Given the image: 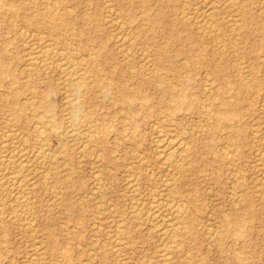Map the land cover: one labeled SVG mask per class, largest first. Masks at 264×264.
Returning a JSON list of instances; mask_svg holds the SVG:
<instances>
[{"label": "rangeland", "instance_id": "obj_1", "mask_svg": "<svg viewBox=\"0 0 264 264\" xmlns=\"http://www.w3.org/2000/svg\"><path fill=\"white\" fill-rule=\"evenodd\" d=\"M0 9V65L7 71L0 94L24 106L18 111L23 118L36 111L54 153L50 165L30 161L37 149L32 119L21 128L11 106L0 105V143L10 149L0 156L22 149L16 159L29 163L25 176L32 203L29 219L11 196L0 195V264H264V0H0ZM50 12L65 17V28L58 26L53 36L36 37L35 27L21 25L37 14L45 22L40 28L47 29ZM47 45V71L28 67L26 52L36 54ZM175 54L182 85L158 66L159 57L167 63ZM159 75L171 89H184L187 99L168 101ZM73 80L81 88L74 94ZM121 84L138 89L134 113L115 95ZM64 93L80 105L78 125L69 120L71 100ZM219 109L228 119L213 131ZM70 122L78 127L73 139L65 130ZM161 131L185 138L188 158L181 166L187 165L178 174L179 162L165 165L157 156L154 136ZM17 160L0 170L16 171ZM161 202L179 205L182 212L172 245L169 220L177 223ZM28 219L35 228L24 226ZM173 245L172 261L163 262V250Z\"/></svg>", "mask_w": 264, "mask_h": 264}, {"label": "bare ground", "instance_id": "obj_2", "mask_svg": "<svg viewBox=\"0 0 264 264\" xmlns=\"http://www.w3.org/2000/svg\"><path fill=\"white\" fill-rule=\"evenodd\" d=\"M213 2V1H212ZM225 2V1H224ZM227 2V1H226ZM104 3H105V1H104ZM108 3H109V1H108ZM200 3H201V1H200ZM210 3V2H209ZM42 4V3H41ZM110 8V7H109ZM112 8V7H111ZM106 9V8H105ZM204 9V8H203ZM215 9V8H214ZM232 9V8H231ZM236 9V8H235ZM235 9H234V11H235ZM20 10H24V7L23 6H19L18 7V11H20ZM205 10H206V8H205ZM209 11H210V9H208ZM115 11V10H114ZM117 11V10H116ZM183 11V10H182ZM200 11H202V9H200ZM204 12V11H203ZM206 12V11H205ZM204 12V13H205ZM4 12L3 11H1V9H0V18H3V16H4V14H3ZM197 13V12H196ZM206 14V13H205ZM207 14H209V12L207 13ZM206 14V15H207ZM184 15V14H183ZM201 15V14H200ZM40 16L41 15H28V16H26L24 19H23V21H22V23H21V25L22 26H25L24 28H27V27H30V28H32V27H35L34 29L36 30L35 32H32V34L34 33V35L36 36V35H41V36H43V35H45V32H47L46 34L48 35V36H53L55 33H56V30H57V28H58V26H60V27H64L65 28V25H64V19H65V17L63 16V15H58V14H56V13H52V12H50V13H48L47 14V16H45V20L47 21V24L45 25L46 27H47V29H41L40 27H42L44 24H45V22H44V20L43 19H41L40 18ZM190 16V15H189ZM213 16V15H212ZM186 17V16H185ZM195 17V16H194ZM216 17V16H215ZM221 17V16H220ZM105 18V17H104ZM118 18V17H117ZM183 18V17H182ZM205 18V17H204ZM227 18H228V16H227ZM115 19V18H114ZM113 19V20H114ZM211 19V18H210ZM224 19V18H223ZM233 19V18H232ZM53 21H56L57 22V25L56 24H54L53 23ZM111 21H112V19H111ZM115 22H116V20H115ZM119 22H120V20H119ZM203 22V21H202ZM43 23V24H42ZM234 23H236V21L234 22ZM37 24H41V26H37ZM121 24V23H120ZM119 24V25H120ZM206 24V23H205ZM210 25V24H209ZM211 26H213L212 24H211ZM45 27V28H46ZM119 27V26H118ZM230 27H232V26H230ZM23 29V28H22ZM47 30V31H46ZM233 30V29H232ZM20 31V30H19ZM217 30H215V32H216ZM236 31V30H235ZM28 32V31H27ZM212 32V31H211ZM36 33V34H35ZM30 34V33H29ZM118 34V33H117ZM47 35H45V36H47ZM236 35V34H235ZM31 36V35H30ZM40 36V37H41ZM123 37H125V36H127V34H125V35H122ZM237 36V35H236ZM37 37V36H36ZM26 39V38H25ZM123 39V38H122ZM131 39V38H130ZM38 40H39V38H38ZM41 40V39H40ZM175 40H177V41H181V39H180V37H177V39H175ZM47 42V41H46ZM129 42V41H128ZM132 42V41H131ZM24 44V43H23ZM45 45V44H44ZM46 48L45 49H41V51H39L38 53H36V54H33V53H28V51L26 52L27 54H26V59H25V61H26V63H27V66L29 67H39L40 69L41 68H45V72L47 71L46 70V68H47V66H49L48 64H47V58H48V54H49V50H48V45L47 46H45ZM121 47V46H120ZM39 48V47H38ZM118 49V48H117ZM126 49H127V51L129 50L127 47H126ZM61 50V49H60ZM26 51V50H25ZM24 51V52H25ZM126 51V52H127ZM123 53V52H122ZM128 53V52H127ZM143 53V52H142ZM124 54V53H123ZM92 55V54H91ZM81 56H82V54H81ZM88 56H90V55H88ZM87 56V57H88ZM140 56V55H139ZM22 57H25V56H22ZM130 57V56H129ZM147 57V56H146ZM55 58V57H54ZM81 58V61H82V57H80ZM83 58H85V57H83ZM128 58V57H127ZM160 58L161 57H159V61H158V66L161 68V69H163V70H165V71H167V72H169V71H171V74L173 75V78L174 79H176L179 83H178V85H182L183 84V78H182V72H181V66L180 65H175L174 64V62L176 61V62H178V54L176 55H173V58H171L167 63L166 62H162L161 60H160ZM189 58H191V56L189 55ZM70 59V58H69ZM72 59H74V58H72ZM79 59V58H78ZM125 59V58H124ZM125 60H127V59H125ZM61 61V60H60ZM59 61V62H60ZM62 61H64V59L62 58ZM84 61V60H83ZM180 61V60H179ZM54 62V61H53ZM56 62V61H55ZM149 62V61H148ZM66 63V62H65ZM264 64V63H263ZM38 65V66H37ZM68 65V64H67ZM130 65H132V62H131V64ZM146 65V64H145ZM23 66V65H22ZM57 66V65H56ZM65 65H59V67H60V69L62 68V71H64V72H66L65 73V75H68L70 72H68L67 71V68L66 67H64ZM128 66V65H127ZM21 67V66H20ZM73 67V66H72ZM49 68V67H48ZM70 68V67H69ZM87 68V67H86ZM35 69V68H34ZM129 69V68H128ZM37 69H35V71H36ZM53 70V69H52ZM69 70V69H68ZM79 71V70H78ZM131 71V70H130ZM7 71H6V69L4 68V67H2L1 65H0V83L1 82H3V75L6 73ZM81 71H79V73H80ZM68 73V74H67ZM74 73H75V71H74ZM77 73V72H76ZM50 74V73H49ZM71 75V74H70ZM69 75V76H70ZM72 75H73V73H72ZM75 75V74H74ZM82 76V75H81ZM145 76V75H144ZM88 77V76H87ZM71 78V77H70ZM78 78V77H77ZM82 78V77H81ZM62 79H64V78H62ZM72 79V78H71ZM78 79H80V77L78 78ZM78 79H76V81L78 80ZM111 80H114L115 78H114V76H111V78H110ZM46 80V79H45ZM65 80V79H64ZM83 80V79H82ZM76 81H72V82H70V83H72V88L70 89L71 91H73V94L75 93V91L76 92H78L79 90H81V88H80V86H79V83L78 82H76ZM98 81V80H97ZM65 83H66V81H65ZM157 83L161 86V88H162V92H163V94H164V96H166L167 98H168V101H171V102H173V103H175V104H181V103H183L186 99H187V95H185V93H184V89H181V90H175V89H171L169 86H167V85H165V83H164V78L162 77V76H160L159 75V77H157ZM70 84H68L67 85V87L69 86ZM111 85L113 86L114 85V82L113 81H111ZM109 86V85H108ZM65 87V86H64ZM66 87V88H67ZM204 87H205V85H204ZM203 87V88H204ZM106 88V87H105ZM17 89V88H16ZM110 89V88H109ZM205 89V88H204ZM39 90H41V89H39ZM64 92L66 91V90H63ZM82 91H85V90H82ZM70 92V91H69ZM68 92V93H69ZM68 93H64L63 95H64V97L67 99L68 97H69V99H70V96H66ZM72 94V95H73ZM69 95V94H68ZM71 95V94H70ZM71 95V96H72ZM115 95H116V97H117V99L121 102V104L126 108V110L127 111H129V112H132V113H134V111L135 110H133V109H131V107L133 106V104H136V102L138 101V89L137 88H134V90H131V91H128L127 90V88H126V85H124V84H121V85H119L118 87H117V90H116V93H115ZM76 98H77V93H76V97H75V100H76ZM81 98V97H80ZM0 99L2 100V101H0V105L1 106H11V108H12V110H14V112H12V114H13V117H14V122L19 126V127H21V128H24L25 127V125H26V120H31L32 119V123H34V125H32V128H31V131H32V133H33V135H34V137H35V140H36V146H37V149L35 150V152L33 153V155H32V160L30 159V161H42V163H44L45 165H50L51 164V161H52V155L54 154H52V155H50V153H49V147H48V142H47V136L49 137V135L47 134V129H46V127H45V124L43 123V121L41 120V118H40V116H38V114L36 113V111L34 110V109H30L29 110V114H30V116L29 115H25L24 114V118L20 115V114H18V111H24L25 110V108H24V106H20V104L18 103V102H16L15 101V97H13V96H10V95H8V94H3V93H1L0 94ZM66 99H64V101H66ZM71 100V99H70ZM65 103V102H64ZM82 103V102H81ZM144 103L146 104V102L144 101ZM8 104V105H7ZM141 104H143V101H142V103ZM29 105V104H28ZM67 106H68V111H69V114H70V121L71 122H75V119L78 117V116H80L79 114H80V111H81V108H80V105L78 104V103H76V102H74V101H68V103L66 104ZM65 104H64V107L66 106ZM135 106V105H134ZM62 107H63V104H62ZM63 107V108H64ZM67 111V112H68ZM65 113V112H64ZM173 113L175 114V111H173ZM31 117V118H30ZM65 117V119L67 120L68 118H66V116H64ZM214 118V123L211 125V130H213V131H216V130H219L221 127V123L224 121V120H226V119H228V117L227 116H225L224 115V112H222L221 111V109H219V111H218V113L215 115V117H213ZM34 119H35V121H34ZM162 119V118H161ZM5 121V120H4ZM34 121V122H33ZM68 122V121H67ZM71 122H70V126H68V124H67V126H68V128L67 129H65V130H67L66 131V133H67V135H68V137L69 138H75L77 135H78V127L76 126V124L75 125H71ZM79 122V121H78ZM31 123V124H32ZM75 123H77V122H75ZM65 123H64V125H66ZM77 125H78V123H77ZM154 126H155V124H154ZM249 126V125H248ZM157 127V126H156ZM49 128V127H48ZM12 129V128H11ZM159 129V128H158ZM81 130V129H80ZM83 130V129H82ZM160 130H162L161 128H160ZM17 130H15V132H16ZM84 131V130H83ZM156 131V130H155ZM171 131V130H170ZM4 132H5V129H4ZM7 132V131H6ZM11 132H12V130H11ZM65 133V132H64ZM85 133V132H84ZM95 133V132H94ZM170 133H172V134H169V133H163L162 131L161 132H157L156 133V136H154L155 137V141H154V144H155V149H156V153H157V156L162 160V162H164V164L165 165H167V164H171V165H173L174 163H175V161H177V162H179L180 164H179V166H178V170H177V174H178V171H179V168L181 167V169L183 170V167H184V165L186 166L187 164H184L183 166H181L182 165V163L184 162L185 163V161L187 160V158H188V155H187V153H186V151H187V145H186V142H185V138H183L180 134H177V133H175V132H170ZM196 133V132H195ZM6 134H8V132L6 133ZM11 134V133H10ZM59 134V133H58ZM254 134V133H253ZM12 135V134H11ZM96 135V134H95ZM124 135V134H123ZM154 135V134H153ZM50 136H51V134H50ZM66 136V135H65ZM64 136V137H65ZM84 136V135H83ZM0 137H2V136H0ZM24 137V136H23ZM86 137V136H85ZM124 137V136H123ZM2 138H4V137H2ZM55 138V137H54ZM69 138H67V139H69ZM14 139V138H13ZM23 139V138H22ZM5 140V139H4ZM11 140V139H10ZM16 140V139H15ZM15 140H12L13 142L15 141ZM33 140V139H32ZM54 140V139H53ZM60 140V139H59ZM59 140H58V143H59ZM63 140V139H62ZM50 141H51V138H50ZM73 142H74V140H72ZM84 141V140H83ZM63 141H61L60 143H59V145L61 146V144H62V146H63V143H62ZM85 142V141H84ZM83 142V143H84ZM9 143V142H8ZM50 144V143H49ZM53 144H54V142H53ZM74 144V143H73ZM224 144V143H223ZM17 145V144H16ZM15 144H14V150H15V146H16ZM52 145V144H51ZM31 146V145H30ZM52 146H54V145H52ZM59 146V147H60ZM82 146V145H81ZM18 147L20 148V147H22V146H19L18 145ZM32 147V146H31ZM56 147H58L57 146V144H56ZM56 147H55V149H56ZM80 147V146H79ZM83 147V146H82ZM6 148V150L8 151V150H10V149H8V145H6L5 144V142H2V143H0V152L3 150V149H5ZM53 148V147H52ZM51 148V149H52ZM81 148V147H80ZM17 149V148H16ZM25 149V148H24ZM54 149V148H53ZM60 149V148H59ZM82 149V148H81ZM21 150L22 149H19L18 151H11V152H14V153H11V152H9V153H11L10 154V156H6L7 158L6 159H4V158H2L1 156H0V167H3V165H5L4 167L6 168V166H8V165H12L13 163H14V160H17L16 159V157H19V158H21L22 157V154H21ZM61 150V149H60ZM52 151V150H51ZM54 151V150H53ZM77 151H81L82 152V150H77ZM15 152L16 153H18L17 155L15 154ZM264 152V151H263ZM9 153H8V155H9ZM31 153V152H30ZM56 153V152H55ZM99 152H97V154H98ZM1 154V153H0ZM5 154H6V152H5ZM57 154V153H56ZM55 154V155H56ZM60 154V153H59ZM58 154V155H59ZM96 154V156L98 157V155ZM75 155H77V154H75ZM264 155V153H262V156ZM79 156H80V154H79ZM92 156V155H91ZM154 156H156V155H154ZM226 156H227V153H226ZM261 156V155H260ZM261 156V157H262ZM90 157V156H89ZM102 157V156H101ZM255 157H257V156H255ZM94 159H95V157H94ZM259 159V158H258ZM18 161V165H17V170L15 171V170H13V172H9V173H6V174H4V171L2 172V170H0V195L2 194V195H7L8 197L9 196H11L12 197V202L13 203H15V206L16 207H18V208H20L21 209V212L22 213H24V215H26V213L29 211V209H30V207L32 206V203H31V199H30V197H29V188H28V186L30 185V182L27 180V176H25V174H26V171L29 169H27V167H28V165L27 164H29L28 162H20L19 160H17ZM24 161V160H23ZM259 161V160H258ZM36 162V163H37ZM161 162V161H160ZM35 163V162H34ZM33 163V164H34ZM65 163V162H64ZM254 163V162H253ZM263 163H264V161H263ZM17 164V163H16ZM43 164V165H44ZM57 164H58V161H57ZM158 164V163H157ZM176 164V163H175ZM178 164V163H177ZM40 165H42V164H40ZM64 165V164H63ZM55 166V165H54ZM54 166H52V167H54ZM57 166V165H56ZM168 166H170V165H168ZM167 166V167H168ZM176 166V165H175ZM30 167V166H29ZM40 167V166H39ZM264 167V166H263ZM4 168V169H5ZM3 169V170H4ZM8 169V168H7ZM13 169V168H12ZM34 169H38V168H34ZM42 169V168H41ZM44 170H45V167L43 168ZM6 170V169H5ZM9 170V169H8ZM44 170H42V173H44L43 171ZM47 170V169H46ZM167 170H168V168H167ZM166 170V171H167ZM172 170H174L175 171V168L174 169H172ZM259 170V169H258ZM10 171H11V169H10ZM15 171V172H14ZM50 171V170H49ZM52 171V170H51ZM50 171V172H51ZM55 170H53L52 171V173L54 172ZM47 171H45V173H46ZM64 172V171H63ZM163 172V171H162ZM168 172V171H167ZM42 173L40 174V176L42 175ZM57 173V172H56ZM158 173V172H157ZM160 173V172H159ZM164 173H166V172H164ZM182 173H183V171H182ZM181 173V174H182ZM47 174V173H46ZM168 174V173H167ZM170 174V173H169ZM44 175V174H43ZM42 175V176H43ZM54 175V174H53ZM131 175V174H130ZM45 176V175H44ZM135 176H137V174L135 175ZM174 176H175V174H174ZM173 176V177H174ZM177 176V175H176ZM263 176H264V174H263ZM50 178H52V175H51V177ZM50 178L49 177H47V179H49L50 180ZM172 178V177H171ZM43 179V178H42ZM41 179V180H42ZM100 179V178H99ZM99 179H98V181H99ZM128 179H130L129 177H128ZM163 178L161 177V180H162ZM165 179V178H164ZM44 180V179H43ZM57 180V179H56ZM102 180V179H101ZM167 180V179H166ZM177 180V179H176ZM31 181H32V179H31ZM132 181V180H131ZM171 181H172V179H171ZM174 181V183L176 182L175 180H173ZM46 182V181H45ZM57 182V181H56ZM133 182V181H132ZM166 182V181H165ZM165 182H163V183H165ZM167 182H169L170 183V181H167ZM166 182V183H167ZM34 183V182H33ZM58 183V182H57ZM44 184V183H43ZM97 184H99V183H97ZM129 184V183H128ZM130 184H132L131 182H130ZM32 186V189L34 188L33 187V185H35V184H31ZM37 186V185H36ZM39 186H41V185H39ZM44 186H47V185H43L42 187H44ZM100 187H102L103 186V184H101V185H99ZM135 186H136V184H135ZM139 186V185H138ZM174 186V185H173ZM173 186L171 185L168 189H170L171 187L173 188ZM30 187V188H31ZM98 187V186H97ZM99 187V188H100ZM54 188V187H53ZM60 188V187H59ZM58 188V189H59ZM133 188V187H132ZM135 188V187H134ZM172 188L168 191L169 192V198H171V199H174L173 197H171L173 194L171 193V192H173L174 193V189H173V191H172ZM44 189V188H43ZM61 189V188H60ZM59 189V191L61 192V190ZM63 189V188H62ZM155 189V188H154ZM167 188H165V190H168ZM176 189V188H175ZM51 190V189H50ZM103 190V189H102ZM31 191V190H30ZM97 191V190H96ZM136 191V190H135ZM152 191V190H151ZM150 191V193H152ZM162 191V190H161ZM160 191V194L161 193H163V192H161ZM45 192V191H44ZM95 192V191H94ZM101 192V191H100ZM167 192V193H168ZM38 193V192H37ZM36 193V194H37ZM135 193V192H134ZM97 194H98V192H97ZM101 194H103L102 192H101ZM164 194H165V192H164ZM172 194V195H171ZM175 194V193H174ZM177 194V193H176ZM261 194V193H260ZM58 195V194H57ZM65 195V194H64ZM106 195V194H105ZM104 195V196H105ZM238 195V194H237ZM35 196V195H34ZM58 196H60V195H58ZM101 196V195H100ZM103 196V195H102ZM235 196V195H234ZM2 196H0V198H1ZM99 197V196H98ZM98 197H96V199L98 198ZM106 197V196H105ZM134 197H137L136 195L134 196ZM153 197V196H152ZM166 197V196H165ZM10 198V197H9ZM153 198H155V196L153 197ZM164 198V197H163ZM169 198H167V199H169ZM3 199H5L4 197H3ZM3 199H2V201H3ZM53 199V198H52ZM156 199V198H155ZM56 200V199H55ZM130 200H132L131 198H130ZM238 200V199H237ZM96 201V200H95ZM108 201V200H107ZM160 201H162L161 199H160ZM170 201H172V200H170ZM232 201V200H231ZM9 202H11L10 201V199H9ZM143 202V201H142ZM158 202V201H157ZM168 202V201H167ZM176 202V201H175ZM62 203V202H61ZM95 203V202H94ZM133 203V202H132ZM136 203V202H135ZM149 203V205H150V202H148ZM161 203H163L164 204V202H161ZM182 203V202H181ZM34 204V203H33ZM142 204V203H141ZM151 204L153 205V202H151ZM166 204V203H165ZM164 204V205H165ZM177 204V203H176ZM183 204V203H182ZM2 205V204H1ZM97 205V204H96ZM155 205V204H154ZM3 206V205H2ZM166 206V205H165ZM168 206V209L167 210H169V211H171V213H172V215L174 216V221H176V223L177 224H175L174 222L173 223H170L171 221L169 220V219H167V220H169V224H170V227H171V230H170V234H169V240H170V242L168 241V243H170L171 245L172 244H175L176 243V240L174 241V239L173 238H176L177 237V230H178V227L176 228L175 227V225H178V219H179V222H181V224H183V222H182V219H183V216H182V212H181V210L179 209V205L177 206V205H173L172 203H170L169 205H167ZM166 206V207H167ZM1 208V207H0ZM13 208V207H12ZM133 208V207H132ZM163 208V207H162ZM136 209V208H135ZM158 209V208H157ZM156 209V210H157ZM166 209V208H165ZM237 209V208H236ZM133 210V209H132ZM155 210V212H154V214H153V220H155V221H157L158 220V218H159V212L158 211H156ZM9 211V210H8ZM102 211V210H101ZM147 211V210H146ZM149 211V210H148ZM147 211V212H148ZM153 211V210H152ZM151 211V212H152ZM166 211V210H165ZM30 212V211H29ZM28 212V213H29ZM31 212H32V209H31ZM42 212V211H41ZM47 212V211H46ZM134 212H137V213H139L138 211H135L134 210ZM134 212H132V214L134 213ZM164 212V211H163ZM1 213V212H0ZM13 213H15V211L13 212ZM19 213V212H18ZM17 213V214H18ZM27 213V214H28ZM35 213V212H34ZM146 213V212H145ZM165 213V212H164ZM3 214V213H2ZM16 214V215H17ZM136 214V213H135ZM14 215V214H13ZM12 215V216H13ZM33 215V214H32ZM31 215V216H32ZM151 216H152V214H151ZM161 216V215H160ZM10 217V216H9ZM14 217V216H13ZM18 217H20L19 215H18ZM23 217H28L27 215L26 216H23ZM30 217V216H29ZM28 217V218H29ZM139 217H141V216H139ZM7 218H8V216H7ZM17 218V217H16ZM25 218V219H26ZM33 218V216L31 217V220H33L32 219ZM118 218V217H117ZM144 218V217H143ZM152 217H150V219H151ZM164 218V217H163ZM163 218L161 217V220L159 221V224H160V222L163 220ZM166 218V217H165ZM11 219V218H10ZM13 219H15V218H13ZM13 219H11L12 221H13ZM30 219V218H29ZM28 219V221H24L25 223H24V226H26V227H30V226H32V228H35L34 227V225H31V223L32 222H29L30 220ZM103 219H105V218H103ZM139 219V218H138ZM137 219V220H138ZM21 220V219H20ZM234 222H236L237 224H241V222L240 221H238V220H235V219H232ZM2 220L0 219V222H1ZM18 221V220H17ZM122 221V220H121ZM155 221H153V222H155ZM20 222V221H19ZM150 222V221H149ZM166 222V221H165ZM2 223V222H1ZM151 223V222H150ZM167 223H168V221H167ZM228 222H226V224H227ZM20 224V223H19ZM117 224V223H116ZM154 224V223H153ZM24 226H22L23 227V230H24ZM99 226V225H98ZM139 226V225H138ZM153 226V225H152ZM154 226H155V224H154ZM184 226V225H183ZM156 227H158V226H156ZM160 227V226H159ZM165 228V227H164ZM162 229L163 230V232H162V234L160 233V231H158V233L159 234H161V235H163V236H165V237H167V228L166 229ZM183 228V227H182ZM20 229V228H19ZM31 229V228H30ZM150 229V228H149ZM153 228L151 227V230H152ZM170 229V228H169ZM184 229H185V227H184ZM165 230V231H164ZM147 231H148V229H147ZM146 231V232H147ZM31 232V231H30ZM117 232V231H116ZM116 232H114L115 234H116ZM28 233V232H27ZM155 233V232H154ZM216 233V232H215ZM30 234H32V233H30ZM35 234H38V233H35ZM108 234V233H107ZM115 234H114V237H115ZM118 234V233H117ZM156 234V233H155ZM217 234H219V233H217ZM151 235V234H150ZM213 235H216V234H213ZM159 236V235H158ZM123 237V236H122ZM147 237V236H146ZM160 237V236H159ZM162 237V236H161ZM116 239V238H115ZM168 239V238H167ZM166 240V239H165ZM101 241V240H100ZM114 241H116V240H114ZM124 241V240H123ZM160 240L158 239V241H156V242H159ZM164 241V240H163ZM167 241V240H166ZM160 242H162V241H160ZM163 243V242H162ZM164 243H165V241H164ZM163 243V244H164ZM37 244V243H36ZM42 244V243H41ZM77 244V243H76ZM75 244V245H76ZM34 245V244H33ZM181 245V244H180ZM161 246V245H160ZM35 247H38V246H35ZM176 246L175 245H173V246H167L164 250H163V255H161V252H160V255L161 256H163V262H165V263H168L169 261H172V259L171 260H169L168 259V252H170L171 250H175L174 248H175ZM34 248V247H33ZM114 248V247H113ZM112 248V249H113ZM117 248V247H116ZM115 248V249H116ZM119 248V247H118ZM160 248H162V247H160ZM35 249V248H34ZM43 249V248H42ZM169 249V250H168ZM176 249H177V247H176ZM36 250V249H35ZM41 251V250H40ZM40 251H37V253L38 252H40ZM185 251V250H184ZM32 254V253H31ZM31 254H29L30 256H31ZM44 254V253H43ZM41 256V255H40ZM34 257H35V254H34ZM34 257H30L31 259L32 258H34ZM29 258V259H30ZM162 258V257H161ZM181 258V257H180ZM30 259V260H31ZM39 260V259H38ZM149 260H151V258L150 259H147V262L149 261ZM121 261H123V260H121ZM125 261V260H124ZM41 262V261H40ZM39 262V263H40ZM83 262V261H82ZM146 263V262H145ZM38 264V263H37ZM153 264V263H152Z\"/></svg>", "mask_w": 264, "mask_h": 264}]
</instances>
